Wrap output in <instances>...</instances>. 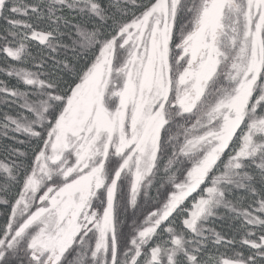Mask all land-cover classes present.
<instances>
[{"label": "snow or ice", "instance_id": "6c2138e0", "mask_svg": "<svg viewBox=\"0 0 264 264\" xmlns=\"http://www.w3.org/2000/svg\"><path fill=\"white\" fill-rule=\"evenodd\" d=\"M0 55V264H264V0H0Z\"/></svg>", "mask_w": 264, "mask_h": 264}, {"label": "trees", "instance_id": "16d2710c", "mask_svg": "<svg viewBox=\"0 0 264 264\" xmlns=\"http://www.w3.org/2000/svg\"><path fill=\"white\" fill-rule=\"evenodd\" d=\"M5 64V57L3 55H0V66H3ZM5 79V77L3 75H0V80H3ZM217 224L219 225L220 222L218 221ZM225 230H226V226H225ZM221 252H224L225 251V248H221L220 249ZM229 255H230V252H229Z\"/></svg>", "mask_w": 264, "mask_h": 264}]
</instances>
